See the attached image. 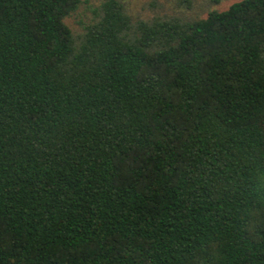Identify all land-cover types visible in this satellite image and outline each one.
<instances>
[{"label": "trees", "instance_id": "obj_1", "mask_svg": "<svg viewBox=\"0 0 264 264\" xmlns=\"http://www.w3.org/2000/svg\"><path fill=\"white\" fill-rule=\"evenodd\" d=\"M81 2L0 0V264H264V0Z\"/></svg>", "mask_w": 264, "mask_h": 264}, {"label": "rangeland", "instance_id": "obj_2", "mask_svg": "<svg viewBox=\"0 0 264 264\" xmlns=\"http://www.w3.org/2000/svg\"><path fill=\"white\" fill-rule=\"evenodd\" d=\"M103 0H82L78 9L64 21L74 32L91 22L97 15L96 7ZM126 12L134 19L153 17H177L182 20L203 18L210 10L221 11L239 0H118Z\"/></svg>", "mask_w": 264, "mask_h": 264}]
</instances>
